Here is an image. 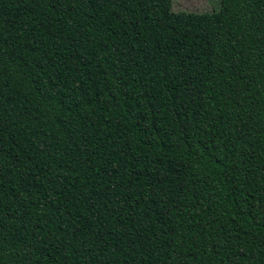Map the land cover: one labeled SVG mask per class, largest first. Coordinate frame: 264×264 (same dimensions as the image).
Masks as SVG:
<instances>
[{
  "label": "trees",
  "instance_id": "1",
  "mask_svg": "<svg viewBox=\"0 0 264 264\" xmlns=\"http://www.w3.org/2000/svg\"><path fill=\"white\" fill-rule=\"evenodd\" d=\"M0 0V264H264V0Z\"/></svg>",
  "mask_w": 264,
  "mask_h": 264
},
{
  "label": "rangeland",
  "instance_id": "2",
  "mask_svg": "<svg viewBox=\"0 0 264 264\" xmlns=\"http://www.w3.org/2000/svg\"><path fill=\"white\" fill-rule=\"evenodd\" d=\"M219 0H172L173 12L205 13L217 11Z\"/></svg>",
  "mask_w": 264,
  "mask_h": 264
}]
</instances>
